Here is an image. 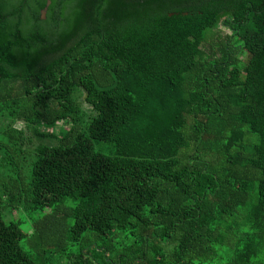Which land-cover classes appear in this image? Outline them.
Returning a JSON list of instances; mask_svg holds the SVG:
<instances>
[{
  "label": "trees",
  "instance_id": "obj_1",
  "mask_svg": "<svg viewBox=\"0 0 264 264\" xmlns=\"http://www.w3.org/2000/svg\"><path fill=\"white\" fill-rule=\"evenodd\" d=\"M46 1L0 0V264L251 263L264 0Z\"/></svg>",
  "mask_w": 264,
  "mask_h": 264
},
{
  "label": "rangeland",
  "instance_id": "obj_2",
  "mask_svg": "<svg viewBox=\"0 0 264 264\" xmlns=\"http://www.w3.org/2000/svg\"><path fill=\"white\" fill-rule=\"evenodd\" d=\"M226 32L229 33V30L226 29ZM18 126H21V124H18ZM95 145L99 151H102L104 153H110L111 151L110 146L104 142L97 141ZM33 215H34L33 217L35 218L37 216V213H33ZM10 219H13V220L23 219L24 222L21 223L23 229L25 231L31 230V218H29V214H26V213L14 214L10 216ZM23 245L25 249L33 256L34 250L32 248H29V244L23 243ZM78 248H79V244H76L73 247H71L70 251H76ZM52 260L57 262L59 259L56 260V257L53 256ZM61 264H63V262ZM249 264H264V240L262 242V245L259 249L257 256Z\"/></svg>",
  "mask_w": 264,
  "mask_h": 264
},
{
  "label": "water",
  "instance_id": "obj_3",
  "mask_svg": "<svg viewBox=\"0 0 264 264\" xmlns=\"http://www.w3.org/2000/svg\"><path fill=\"white\" fill-rule=\"evenodd\" d=\"M51 1L50 0H47L46 1V6L44 8V10L42 11V15H43V19L46 17V9H47V6L50 5Z\"/></svg>",
  "mask_w": 264,
  "mask_h": 264
},
{
  "label": "flooded vegetation",
  "instance_id": "obj_4",
  "mask_svg": "<svg viewBox=\"0 0 264 264\" xmlns=\"http://www.w3.org/2000/svg\"><path fill=\"white\" fill-rule=\"evenodd\" d=\"M26 2L28 1V0H25ZM51 1V0H50ZM34 4H35V2H34ZM49 6V5H48ZM47 6V7H48ZM44 8H45V6L44 7H42L41 9H40V14H41V18L43 17V15H42V11L44 10ZM46 11H47V9H46Z\"/></svg>",
  "mask_w": 264,
  "mask_h": 264
}]
</instances>
